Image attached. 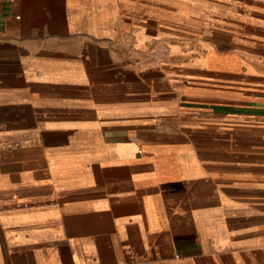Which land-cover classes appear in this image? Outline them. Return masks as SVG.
Here are the masks:
<instances>
[{
	"label": "crops",
	"instance_id": "obj_1",
	"mask_svg": "<svg viewBox=\"0 0 264 264\" xmlns=\"http://www.w3.org/2000/svg\"><path fill=\"white\" fill-rule=\"evenodd\" d=\"M148 2L0 0V264H264V0H175L197 84L98 74Z\"/></svg>",
	"mask_w": 264,
	"mask_h": 264
},
{
	"label": "rangeland",
	"instance_id": "obj_2",
	"mask_svg": "<svg viewBox=\"0 0 264 264\" xmlns=\"http://www.w3.org/2000/svg\"><path fill=\"white\" fill-rule=\"evenodd\" d=\"M148 6L151 8L147 11L151 13L142 17L146 23L140 20H125L121 23L125 29L117 28L111 34L91 36L96 42L95 58L97 67H100L97 68L98 74L105 72L107 77L125 69L129 76L139 71L145 75L160 74L166 77L175 74V69H184L185 73H179L186 74L193 84H197V81L204 79V76L200 74V66L194 62L205 53L202 44L206 41L201 31L204 20L199 17L200 4L192 3V16L188 22L178 21L169 15L178 10L175 0H157L154 3L148 2ZM149 25L155 26L154 32L145 33L144 37L138 34L143 30L141 27L146 31ZM112 27L114 28V25ZM138 27L140 29L137 30ZM147 40H151L152 46L143 42ZM172 46L179 48L172 51ZM80 54H88V52L81 50Z\"/></svg>",
	"mask_w": 264,
	"mask_h": 264
}]
</instances>
